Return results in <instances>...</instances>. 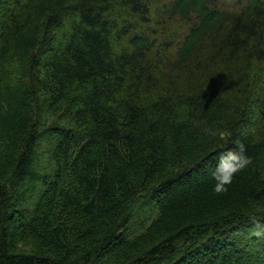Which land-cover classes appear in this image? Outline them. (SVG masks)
Masks as SVG:
<instances>
[{"label": "trees", "instance_id": "16d2710c", "mask_svg": "<svg viewBox=\"0 0 264 264\" xmlns=\"http://www.w3.org/2000/svg\"><path fill=\"white\" fill-rule=\"evenodd\" d=\"M233 2L0 0V264H264V0Z\"/></svg>", "mask_w": 264, "mask_h": 264}, {"label": "clouds", "instance_id": "9594fccd", "mask_svg": "<svg viewBox=\"0 0 264 264\" xmlns=\"http://www.w3.org/2000/svg\"><path fill=\"white\" fill-rule=\"evenodd\" d=\"M250 163L251 157L242 144L237 148H225L220 151L215 157L214 166L210 169V176L215 181L214 190L216 192L226 191L227 185L232 183L234 175Z\"/></svg>", "mask_w": 264, "mask_h": 264}, {"label": "rangeland", "instance_id": "374dc122", "mask_svg": "<svg viewBox=\"0 0 264 264\" xmlns=\"http://www.w3.org/2000/svg\"><path fill=\"white\" fill-rule=\"evenodd\" d=\"M218 2H222L223 4L227 6H232L234 3L233 0H218ZM37 167L42 168V169L45 168L46 170H50L51 168L49 159L46 156V151H44L43 149L39 153V160L37 162Z\"/></svg>", "mask_w": 264, "mask_h": 264}]
</instances>
